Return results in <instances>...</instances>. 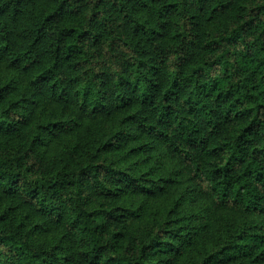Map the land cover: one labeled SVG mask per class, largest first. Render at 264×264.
Returning <instances> with one entry per match:
<instances>
[{"label": "trees", "instance_id": "trees-1", "mask_svg": "<svg viewBox=\"0 0 264 264\" xmlns=\"http://www.w3.org/2000/svg\"><path fill=\"white\" fill-rule=\"evenodd\" d=\"M0 62V76L28 71L0 78V102L28 78L96 118L128 111L97 136L94 155L72 149V166L42 168L36 144L50 152L79 121L45 120L22 149L10 141L20 103L0 109V192L63 226L76 257L264 262V0H0ZM163 151L177 162L160 169ZM219 210L220 224L204 225ZM128 219L140 227L119 229ZM19 231L0 229V264H69L57 245ZM207 233L221 237L213 245Z\"/></svg>", "mask_w": 264, "mask_h": 264}, {"label": "rangeland", "instance_id": "rangeland-1", "mask_svg": "<svg viewBox=\"0 0 264 264\" xmlns=\"http://www.w3.org/2000/svg\"><path fill=\"white\" fill-rule=\"evenodd\" d=\"M227 18L228 17L224 15V19ZM22 21H26V19H22ZM217 23L219 24L221 22L217 21ZM203 27H205V24ZM22 40V38H18V43L20 44ZM3 63L0 62V69L2 68ZM11 71L13 72L11 73ZM11 71L9 70L6 74L5 72L1 74V82L7 80L8 77L12 78V76H18L19 78H23V75H28V71H24L21 68H11ZM27 80L20 82L19 85H15V87L8 90L5 93V99L0 102V109L4 108V102H8L9 104L10 102L17 101L20 103L18 113L19 116L22 117L20 123L21 129L17 131L16 135L12 136V140H10L12 145L21 147L22 149L31 146L30 141L33 136L36 137L38 126L52 117L63 116L66 118L72 116L79 121L73 129L65 130L58 134V137L55 139L56 142L54 141L55 143L52 144L50 152H48L47 146H45L46 144L40 146L35 142L37 146H35L36 150H34V153L40 158L39 163L42 168L59 167L62 165L72 166L74 163V159L71 155L72 149L77 151L79 158H88L89 155H94V153H96L95 148L97 146V136L101 137L103 135L102 133L105 131L104 129L109 126L111 119H120V117L125 115L127 111H114L109 116H104L106 120H103L102 116L96 118L80 111L71 101L61 103L52 98L53 96L47 91L35 89L34 86L29 83V80ZM120 114L122 115L119 117ZM159 142L160 141L158 140V143ZM132 145L133 144H128L126 151H128ZM159 145L161 149L165 148L162 143H159ZM163 152L165 154L161 153V155H158V167L160 169L169 167L172 161L175 163L177 162L174 153L172 154L169 151L168 153L166 151ZM105 155L106 154H99L97 158ZM187 195L188 190H186V196ZM186 203L196 204L197 201L188 198ZM0 211L4 214V219L2 223H0V229L7 231L21 229L19 232L22 235H26L25 233L27 231L28 233L33 232L34 234L37 232V238L33 241L34 243H45L48 246L52 244L57 245L58 249H60V253L69 254V256H67L69 264H87L80 257H76L77 255L74 253V242L71 237H69L65 228L59 225V223H56L37 212L33 206L28 203L20 202L15 196L2 194L0 192ZM225 212L229 214V216L235 215L232 211L228 212L225 210ZM221 214H223V210H219L217 213L209 215L204 220V225L207 222L206 226H208L211 223V220H214L216 225L220 224V221H222L220 219ZM147 221L150 220H146L145 222ZM136 223L137 222L134 220L128 219L119 224L120 226H118V228L131 232L135 230L138 225L140 227V224ZM148 227L149 226H147V228ZM212 227L214 230L217 228L216 226ZM209 231H211V228ZM224 233L225 231H222V234ZM220 237L221 234L207 233L204 241L207 239H213L212 241L214 242L216 240V242L213 243V245H215ZM211 246L212 245L208 246V248ZM258 264H264V262H259Z\"/></svg>", "mask_w": 264, "mask_h": 264}]
</instances>
